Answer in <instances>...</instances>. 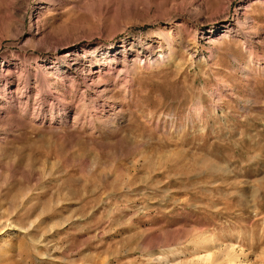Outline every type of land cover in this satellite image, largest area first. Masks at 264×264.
Returning <instances> with one entry per match:
<instances>
[{"label":"rangeland","instance_id":"374dc122","mask_svg":"<svg viewBox=\"0 0 264 264\" xmlns=\"http://www.w3.org/2000/svg\"><path fill=\"white\" fill-rule=\"evenodd\" d=\"M0 264H264V0H0Z\"/></svg>","mask_w":264,"mask_h":264},{"label":"bare ground","instance_id":"6f19581e","mask_svg":"<svg viewBox=\"0 0 264 264\" xmlns=\"http://www.w3.org/2000/svg\"><path fill=\"white\" fill-rule=\"evenodd\" d=\"M108 51L112 52V50L108 49Z\"/></svg>","mask_w":264,"mask_h":264}]
</instances>
